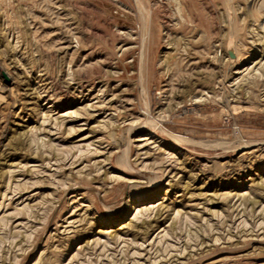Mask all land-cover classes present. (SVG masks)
<instances>
[{"label": "rangeland", "instance_id": "rangeland-1", "mask_svg": "<svg viewBox=\"0 0 264 264\" xmlns=\"http://www.w3.org/2000/svg\"><path fill=\"white\" fill-rule=\"evenodd\" d=\"M0 264H264V0H0Z\"/></svg>", "mask_w": 264, "mask_h": 264}, {"label": "bare ground", "instance_id": "bare-ground-1", "mask_svg": "<svg viewBox=\"0 0 264 264\" xmlns=\"http://www.w3.org/2000/svg\"><path fill=\"white\" fill-rule=\"evenodd\" d=\"M81 84V83H80Z\"/></svg>", "mask_w": 264, "mask_h": 264}]
</instances>
